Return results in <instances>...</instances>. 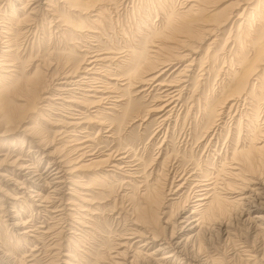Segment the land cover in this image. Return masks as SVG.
I'll return each mask as SVG.
<instances>
[{"label": "rangeland", "instance_id": "374dc122", "mask_svg": "<svg viewBox=\"0 0 264 264\" xmlns=\"http://www.w3.org/2000/svg\"><path fill=\"white\" fill-rule=\"evenodd\" d=\"M126 1H121L119 5L117 3L113 4L109 1L110 4L109 2L106 4V7L109 9L107 18H105L106 20H104L102 25L100 24L98 28H96V24H93V20L88 17V15L94 14L96 11H87L88 13L83 11V15L79 14V12L72 11L70 17L63 19L61 16L50 14V11H47L48 6L46 5V0H39L34 3L33 5L39 4L38 15L35 17V20L37 19L35 28L32 25L34 33L32 32L30 34L31 37L29 36L28 40L20 38L21 40L19 39L15 43L17 63L19 66V74H17V77H19L21 81L25 80L33 73L36 65H38L39 70L43 74L42 76L45 83L49 84L48 79L50 78V75L56 70L60 71V69L67 63L70 65L75 64L79 61L80 54H86L83 58H88L93 54H97L99 51L102 53L103 57L107 56V54L109 55V53H111L109 55L111 57L115 55L118 57V54L121 56L124 55L125 48L140 49L144 47V45H149L151 43L150 39L155 36L153 32L158 31L161 28L162 21L165 20V13L184 11L190 4H198L200 12L198 17L201 15V18L203 17L205 20L209 19L208 21L206 20V23H208L207 26L210 28H213L214 26L216 27L220 20L229 13L230 10L235 11L233 16L227 21V24L225 23L222 26L217 27V29H213L214 31L212 32V35H205L206 39L201 41V43L198 42L191 44V46L196 45L193 48V54L191 52V56L187 57L188 59L185 57L180 61H173L171 65L161 71L162 73L160 72L156 80L151 81L152 83H136V85L134 84L132 87H128L126 84L124 85L126 80H122L123 78L121 79L122 76L120 75H122L121 73H125V66H116L115 63H117V61L114 57L112 58V61L107 58V60L99 61L98 64L96 63L97 65H94V69L92 68L95 73L92 75L94 80L90 78V75L86 74L87 84H84V86L86 85L84 88L101 89L105 91L103 95L110 99H105L104 102L107 101V103H102L101 106H98L100 109L102 108V113L105 115L103 119H101L105 120V124L100 125L97 123L98 120H100L99 116L94 118V120L91 119V121L94 122L89 120L88 117L95 115V109L97 108L89 106L82 107L81 116L84 117L83 119L85 121H88L82 124L83 127H86V132L80 133L79 130H77L75 133L69 134H74L79 141L84 140V138H89L94 155L103 158L107 156V154H112L113 162H115V164L117 163V167L119 166L116 169L113 168V170L118 173H111L113 176H110L107 174L108 172H106V170L111 169V167L103 165L101 166L102 168H99L100 170L97 174H105L106 180H103L105 183L99 182L102 180V177L100 176H98V181H93L92 176L94 174L89 176L91 178L83 177V179L80 180L81 183L84 182L85 185H89L91 190H93L90 195L94 197L89 196V193L82 190L80 186L76 187V184L69 181L70 179L68 180L70 174L74 173L72 171H70V174L67 172L68 174L65 176L66 178L61 177L60 180H57L62 187L60 188L59 186L56 192L52 191V188L47 186L50 184L44 185L45 187L41 186V189H43L42 192L45 195L48 194L49 202L44 204V202H37L34 201V198L29 197L31 194L29 192L33 186L39 184L43 185L44 183L42 181L48 179L50 174L53 173L54 167H52V163L54 160L60 162L57 164L64 170H68L67 168L71 165V162L64 157V148L62 147L66 144L65 140H70V138L67 137L69 134L62 132L65 128L59 120H69L68 117L72 116L78 117V108L75 107V110L61 109L60 103H62L63 100H50L52 105H54L51 109L49 108V110H40V118L36 116L37 113H40L37 107L38 100L36 98L34 100L32 99L33 96H29L30 99L27 107L11 109L14 112H20L26 108L25 112L26 115H28V118L25 119V124H22L17 130H9L6 136H0V163L2 164L0 166V173L4 172L6 175L4 177L0 176V264H113L115 260L116 262L114 264H117V262L118 264H132L129 263L131 261H133L134 264H157L155 259L163 257L164 253L169 250H160V252H156L155 250L163 243V240L168 241L172 230L171 223L177 219L179 213L181 212L180 214L182 216L193 215L192 218L195 219L199 216L196 215L197 213H192L193 209H195L192 206L197 205L193 204L196 199V197L193 198L196 190L193 189L194 183H191L193 182V178L195 177L197 179L198 177L196 175H198L201 170H204L210 175V178L207 181L201 179L205 180V182L201 183H211L207 188L216 185L217 190H220V184L225 180L224 172L221 171L219 166L229 159L231 155V144H234L235 136L238 134L237 130H234L235 124L241 119L242 127L245 129L247 124L246 119L251 114V110L249 111V100L247 101V99L245 100V97L243 98L245 95L242 94L238 96L237 93V95H235V92H232L234 93V97H230L229 94L231 92L229 90V81L231 80L230 72L238 67L237 63H235L236 57H234V52H237L241 48L242 44L239 41H241V39L243 40L246 29L249 30L250 27H243L242 19L244 18L243 13L247 10L249 5L245 4V1H242L243 3H241L240 8L236 9L238 5L236 3L238 0H218L217 2H215L216 0H197L199 1L198 3L191 0ZM233 4L235 5L233 6ZM252 4H255L254 0ZM252 4L250 7H253ZM59 5L60 7L64 6L63 4ZM115 5L116 8H114ZM18 6H20V1L15 0V9L18 8ZM63 9L64 12L67 10V8ZM6 10H8V8H6ZM19 11L20 10L17 12ZM41 11L43 13H39ZM209 12H214L215 14L213 13L212 16L208 17L207 14H210ZM79 16L86 18V20L90 19V21H87V28L90 27L88 30L92 31L89 32L85 30L84 28L86 27H83V30H81L82 28H75L76 25L81 26L86 24L82 20H79ZM93 18L96 17H92V19ZM57 19L61 21H58ZM63 20L67 21L62 22ZM62 23L64 24L61 25ZM240 23L242 24L238 27V24ZM71 27H74L75 29ZM77 29L81 30V32L76 31ZM195 34L193 35L200 37ZM90 36L94 37V40ZM197 37L193 38L196 39ZM191 46H183V48L181 47L179 49H181V52L183 51L182 53H189V50H191L190 48H192ZM188 47L190 48L187 49ZM244 49L247 51L245 55L247 57L250 56L251 59L252 51L249 50V46L244 44L243 50ZM206 53L207 55H205ZM190 58H194V60L190 62ZM233 58L234 60L231 61ZM189 62L190 66L185 68V74L184 72L182 73L180 83H178V85L183 86V90L180 93L181 96L177 95V97L179 96V99H176L177 102L175 107H173L174 109L163 116V112H159L156 109H158V106L162 103V98L165 92L174 89L172 86L164 85V83L166 84L176 77L178 75L176 72L178 73V70H181ZM262 67L263 64L258 67L257 73H261ZM118 69H120V71ZM99 71L100 73H98ZM115 72L119 73V76L115 75ZM106 75L110 78H104ZM112 77H115L116 79L113 80ZM58 81L59 80L53 81L54 86L49 85L53 88L48 86L47 89L50 88L49 92L56 93L55 88H57V86L55 84L58 83ZM100 81L106 82L107 85ZM250 82L252 87V83L255 82L254 77L250 79ZM158 83H163V85H158ZM101 84L108 86V88L102 87ZM41 85H43V82ZM226 85L228 86L225 88ZM109 86H111V88H109ZM62 88L64 87L62 86ZM65 89H70L71 91L73 87L65 85ZM109 89L112 90L109 91ZM37 91L40 93L39 89ZM71 92H74L75 94L72 93V95H76L77 97H79L80 94L82 95V93H88L90 95L94 94L92 92L84 93V91L79 89H73ZM3 93L4 94L0 95L1 102L7 103V105L13 104V101L23 103L22 101H16L14 97H18L19 93H16L15 91L6 90ZM69 94L64 93L63 96H68ZM222 97L229 98L223 99ZM68 98H65L64 100H68ZM221 98L223 100L220 101ZM232 102H234L232 106H229ZM34 103L36 104L35 109H33L35 106ZM111 103L115 104V107L112 105V108H106L107 106L110 107ZM220 104H223L222 107ZM212 106H216L215 108L217 109L214 118L215 121L213 122L214 126L206 133L205 113L206 110H209ZM72 109H74V106ZM149 109L151 110L150 112ZM92 110H94V112ZM246 111H248V113ZM263 111L264 104L258 111L260 121L257 123V125H259H256L262 130L264 129ZM162 118L164 119L162 120ZM35 123V126L37 127L36 130L39 132H36L35 134L32 132L29 133L30 131H28V127H31L32 125L34 126ZM25 126H27L28 129H25L26 132L23 129ZM2 130L4 129L0 127V133H2ZM69 130L72 129L69 128ZM27 132L28 134H26ZM112 132L114 133L112 134ZM245 133L246 131H242L240 135L243 140L242 145L248 142L247 139H243ZM87 134L88 137H83ZM231 138H233V141H231ZM41 139L44 140L41 142ZM48 151H54L56 153L55 155L48 156ZM76 155L78 154H73L71 156L75 157ZM14 159H17V161L19 160L20 163L23 162L24 164H8ZM163 160L167 164L163 169H160L159 167ZM49 161H51V164ZM197 167L200 170L197 169ZM129 171L135 172L131 178H135V181L133 182H135L137 186L128 182L131 180L130 177H125L126 172ZM191 173H194L193 177H189ZM258 173H262L259 178L261 177L260 180H262V183L264 184V161L263 164L259 165ZM214 177L216 178L214 181L216 184L212 185ZM121 178L123 180H120ZM63 179L64 183H61ZM73 179L76 180L75 177ZM189 179L191 182L187 181ZM181 181H183V183ZM57 182L52 181L51 186L52 184H58ZM157 183L161 186L165 183V190H168L170 187L173 191L177 188V184L179 183H182L181 185L183 187H181L176 194L168 195L167 198L162 200L163 204L160 207V213L158 214L159 219L155 226L164 227V229H159L161 234L159 233V238L157 237L158 240L150 241L148 238L138 237L136 234H132L135 232L134 229H137L140 232L143 230L140 226H136V224L134 225L135 221L133 220L135 215L133 216V213L136 212H133V210H135V208L141 203L139 191H143L146 186L152 189L158 185ZM72 188L76 192H73ZM190 188H192V190ZM203 189L205 188L203 187ZM152 191L154 192L155 190ZM77 192L87 193L88 196L86 195L85 197L91 199V202H88L90 210L94 212L97 211L96 214L93 215L95 222L93 228H89L86 226V223L81 222L83 219L80 217L81 211L78 209L80 208L79 205L82 203L77 199L79 198L76 195L78 194ZM200 192L203 193V191ZM254 196L255 195L253 194L254 201H252L248 213H250L251 217H256L257 215L264 216V201L261 198L258 200ZM11 197H18L19 200L13 204L12 202H14V199ZM184 198H187V202ZM69 200H73V202ZM164 200L167 201L165 202ZM21 201L32 206L26 208L24 206L25 204L21 203ZM65 201H68L69 203H66ZM173 203L174 205H172ZM35 204H41L42 206L47 207H38ZM77 204L78 206H76ZM246 207L247 206H244V208ZM180 209L184 210L180 211ZM222 213L215 215L217 218L210 217L209 219H204L202 221V228L199 231L200 233L198 232L199 234L197 233L199 227L195 230L190 229L191 225L195 224H189L191 217L184 218L182 222H180V219H177L174 229V241H180L183 246L180 245L181 248H183V250L181 249L180 251L184 253L180 258L183 256L186 257L180 260L181 262L185 259L188 262H191L190 264H194L195 261L201 262V259L204 258V254L198 252L199 245L200 247H203L204 245L205 250L207 252L209 251L208 253L210 255L219 254L218 256L221 258L223 256L224 259H222L224 264H245L246 262H244V260L248 259V253H244V255L242 254L241 256L239 253L240 250L246 246V243L248 247L247 249L253 250L254 254H256L255 252L257 251H260L257 248L263 243L260 241L262 240V236L256 238L257 242L252 248L250 246L252 240L255 239L254 233L257 231L254 227V222L250 221V223L246 221L248 213L239 216L240 213L237 210L235 211V208L232 205H224V211ZM170 215L171 217L169 218ZM87 216L89 217V215ZM78 217H80V219ZM222 218L226 219L228 222L231 221V223L227 222V227H230L229 231L232 232H230L231 240L229 242L225 240V235L221 236L216 231L217 222L220 219L222 220ZM167 219L171 220V223L168 222L165 224L164 222ZM15 223L19 225L16 226ZM22 223H25V226L23 225L22 227ZM140 225L145 226L142 223H140ZM247 227L249 229H247ZM25 230L28 231V234H21V231L23 232ZM143 232H145V230H143ZM148 235L151 234L145 233V237ZM188 236H192V238L190 237L186 242L185 239ZM217 237H219V239ZM146 239L149 241H145ZM146 242L148 245H146ZM122 243L123 245H120ZM118 252H121L122 254L119 255ZM147 254H151L152 257H149ZM167 260L166 263L159 262L158 264H181L178 263L180 262L179 260H175L174 258Z\"/></svg>", "mask_w": 264, "mask_h": 264}, {"label": "bare ground", "instance_id": "6f19581e", "mask_svg": "<svg viewBox=\"0 0 264 264\" xmlns=\"http://www.w3.org/2000/svg\"><path fill=\"white\" fill-rule=\"evenodd\" d=\"M18 1H20V6H18V8L15 9V0H12V1L11 0H0V3H1L0 4V80H1V83H0V95L4 94L3 92H5L6 90L15 91L16 93H19L18 97H16V96L14 97L16 99V101L18 100V101H22L23 102V103H17L15 101H13L12 102L13 104L7 105V103H4V102L0 101V127L4 129V130H2V133H0V136H2V137L6 136V134H8L7 132L9 130H11V131L14 130V129L17 130L19 127L22 126V124H25L24 123L25 119L28 118V115H26V112H25L26 108L24 110H21L20 112H14L11 109H14V108H17V107H27L28 101L30 99L29 96L30 97L33 96L32 99L35 100V98H36L38 100L37 107L39 109V112H40V110L41 111H45V110H49V108L51 109L54 104L52 105L50 100L53 101L55 99L63 100V102H62L63 104L60 103V108L61 109L75 110V107L78 108V110L76 109L79 112L77 114L78 117L77 116H72V117H68L69 120H65V119H63V120L60 119L59 120V121H61V124L65 128V129L62 128V129H64L62 132L65 133V134L75 133L77 130H79L80 133H85L86 132L85 131L86 127H83L82 124H84L85 122H88V121H85L83 119L84 117L81 116V114H82L81 108L82 107L89 106V107L97 108V109H95V112H96L95 115H93V116L91 115V117H88V118L91 121V119L94 120V118L99 116L100 120H98V122L97 121L96 122L98 124H100V125L105 124V120H101L105 116L102 113L103 110H102V108L100 109L98 107V106H101L102 103H107V101L104 102L105 99H109V98H106L103 95L105 93V91H103L101 89L97 90L96 88H91V89L90 88H88V89L84 88L86 86V85L84 86V84L86 83V79H87V75L86 74L90 75L91 76L90 78L93 79L92 75L95 74V73H94V70H92V68L94 69V65L96 63L98 64L99 61H105V60H107V58L112 61V58L114 57V59H116V61H117V63H115L116 66H120V65L125 66V68H124L125 69V73H121L122 75H120V76H122L121 79L123 78L122 80H126V83H124V85L126 84L128 87H130V86L132 87L134 84L136 85V83L148 84L149 82H151L153 80H156V78H157V76H159L160 72L163 71L165 68H167L169 65H171L173 61H176V60L180 61V60L184 59L185 57L187 58V57L191 56L190 53L192 52V54H193V50H194L193 48L196 45V44L195 45L193 44L194 46H191V44L192 43H198V42L201 43V41L206 39L205 35L211 36L212 32L215 29H217V27L222 26L225 23L227 24V21L233 16L234 11H235V10H230V12L227 13L220 20L219 23L217 22L218 25L216 27L212 26L213 28H210L209 26H207L208 25V23H206L207 19L205 20L203 17L201 18L200 17L201 15L198 17V14L200 13L199 9H198V7H199L198 4H190L189 7L186 10H184V11L165 13L166 14L165 20L162 19L163 21L161 23V28L158 31L153 32V34H155V36H154V38L150 39L151 43L149 45L148 44L144 45V47H142L140 49H134V48L133 49H128V48H125L124 55L121 56L120 54H118V57H117V55H115V56L112 55L113 57H111V56H109L111 53H109V55L107 54V56H105L106 57L105 58V57L102 56V53H100L99 51L98 52L96 51L97 54H93V55L89 56L88 58L87 57L83 58V57L86 56V54H82V55L80 54L79 55V57H80L79 61H77L75 64H71V65L69 63H67V64H65L64 67L61 68L62 70L61 69H60V71L56 70L52 75H50V78L48 79L49 84H46L45 80H44V78L42 76L43 74L39 70L38 65H36L35 70L33 71V73L29 77H27L25 80L21 81L20 78L17 77V74H19L18 73L19 66H18V63H17V52H16L15 43L20 38H25L26 40L29 39L30 34L33 32L32 25L34 26V28L36 26V20L37 19L35 20V17L38 15V7H39V4L33 5L34 3L38 2L39 0H24V1L18 0ZM109 1L112 2L113 4L117 3L119 5V3L121 1H126V0H46V5L48 6V10L47 11H50L49 12L50 14H53V15H56V16H61V18H63V19L67 18V17H70L71 16L70 13L72 11L79 12V14H82L83 11H85V13H88L89 11H96V12H94V14L88 15V17L91 18V20H93L92 21L93 24L94 25L96 24L95 26H96V28H98L100 26V24L102 25V22H104V20H106L105 18H107V14L109 13V9L106 7V4H108ZM187 1H189V0H187ZM191 1L197 2V3L199 2L197 0H191ZM217 1L218 0H216L215 2H217ZM242 1H245L244 3L249 5L247 10L243 13V16H244V18H242L243 19V27H245V26L246 27L250 26V27H249V30L246 29V32H245L243 40L241 39V41H239L242 44V46H241L242 49L239 47L240 49L237 52H234L235 53L234 57H236L235 58V61H236L235 63H237L238 67L236 66L237 68H235L232 72H230L231 73L230 74L231 75V80L229 81V85H230V89L229 90L231 92L229 94H230V97H234L233 96L234 93H232V92H235V95L238 94V96L242 95V94L245 95V96H243V98L245 97V100L246 99H247V101L249 100L248 101L249 105H250L249 111L251 110V112H250L251 114H250L249 117L247 116L248 118L246 119L247 124H246V128L245 129H243V127H242L243 125L241 123V119H239V121L236 120L237 122L235 124L234 130L235 131L237 130L238 134H236V136H235L234 144H231L232 145L231 146V155H230L229 159H227L229 161L226 160V161H224L221 164L222 167L219 166L221 168V171L224 172V175H225L224 182H222L220 184L221 185L220 186V190L216 189L217 186L215 185L216 183L214 182L216 180L215 177L212 180L213 182L211 181L212 185H215V186H213V187L211 186V188H207V186H209L211 183L210 184L201 183V182H205V180L207 181L210 178L209 177L210 175L208 173H206L204 170H201L198 173V175H196L198 177L197 179L195 177H194L195 179L193 178V182H191L190 179L187 180V181H190L191 183H194L193 189H196V190L194 192V197L193 198L196 197V199L194 200L193 204H197V205H193L192 206L193 208H195V209H193L192 213H195V214L197 213L196 215H199V216H198V218L195 219V218H192L193 215L182 216L180 214L181 212L179 213L178 216L177 215L176 216H177V219H180V222H182L184 218L186 219V217H188V218L191 217V219H190L191 221H190L189 224H192V223H195V224H192L190 229L195 230L197 227H199L197 233L202 228V221L204 219H209L210 217L211 218L212 217H216L217 218V216H215V215H217L218 213H222L224 211V205H226V206L227 205L234 206L235 211L237 210L240 213L239 214V216H240V215H244V213H248L250 211L252 201H254L253 194L255 195L254 197H256V199L259 200V198H261L264 201V184L262 183V180H260L261 177L259 178V176H261L260 174H262V173H258L259 165L263 164V161H264L263 160L264 159V129L262 130V129H260V127H257L259 125V124L257 125V123L260 121V119H259L260 115H259L258 111H259L260 108H262V106L264 104V102H263L264 101V0H254L255 4H252L253 0H238V2L236 1L237 2L236 4H238L236 9L240 8L241 3H243ZM110 2H109V4H110ZM59 4H61V5L63 4L64 6L60 7ZM251 4L253 5V7H250ZM234 5L235 4H233V6ZM6 8H8V10H6ZM63 8H67V10L64 12ZM114 8H116V5L114 6ZM17 9L20 10V11L17 12L18 11ZM202 10H203V8H202ZM202 10H200V11H202ZM39 13H43V12L41 11ZM213 13L214 12H212L210 14H207L208 17L212 16ZM45 14H46V12H45ZM67 14H68V16H67ZM237 15H240V14H237ZM41 17H43V16H41ZM92 17H96V18L92 19ZM78 18H79V20H82L86 24L81 25V26L80 25H76L75 28H82L81 30H83V27H86L84 29L89 31L88 29L90 27L87 28V26H88L87 21L88 20L90 21V19L87 18L88 20H86V18L81 17V16H79ZM58 21H61V20H58ZM65 21H67V20H63L62 22H65ZM68 23H70V22H68ZM63 24L64 23H62L61 25H63ZM241 24L242 23L238 24V27ZM69 26H70V24H69ZM71 26H73V25H71ZM71 28H74V27H71ZM81 30L77 29L76 31H80L81 32ZM90 31H92V30H90ZM195 31H197V32H195ZM73 32H75V31H73ZM80 32H79V34H80ZM94 32H95V30H94ZM81 34H84V33H81ZM193 34L199 35L200 37L194 36ZM87 37H89V36H87ZM193 37H197V38L194 39ZM91 38H93V40H94V37H91ZM162 39H163V41H162ZM170 43H172V44H170ZM244 44L248 45L249 46V50L252 51L251 52L252 53V55H251L252 58L251 59H250V56L247 57L245 55L247 53V51L245 49L243 50V45ZM188 45H190L192 47V48H190V47L187 48V49H189V48L191 49V50H189L190 52L189 53H182L183 51L181 52V49H179V48H181V47L183 48V46H188ZM101 50H104V49H101ZM197 50H196V52H197ZM104 51H106V50H104ZM90 52H92V51H90ZM87 53H88V51H87ZM205 55H207V53ZM190 59H191L190 62H192L194 60V58H190ZM233 60H234V58L231 61H233ZM190 62L188 64H186L185 67H183L181 70L179 69L178 73L176 72V74H178V75L177 76L175 75L176 77L171 79L168 83L165 84L163 82L164 85L172 86L174 88L173 90L165 92V94L163 95V98H162L163 99L162 103H160V105L158 106V109H156L159 112L162 111L163 112V116H165L168 112H170L172 109H174L173 107H175L176 102L179 99V96L177 97V95H180V93L183 90L182 89L183 86L178 85V83H180V79H181L182 73L185 71V68L190 66ZM202 62H203V60H202ZM262 64H263V67L261 69V73H257L258 67L260 65H262ZM109 69H106V70H109ZM118 70L120 71V69H118ZM98 73H100V71ZM114 74L119 76V73H117V72H115ZM184 74H185V72H184ZM253 77H254V81L255 82L252 83V87H251L250 79H252ZM104 78H110V77H107V75H106V77H104ZM112 79L115 80L116 78L112 77ZM54 80H59L60 82L58 81V83L55 84L57 86V88H55L56 93L55 92L51 93V92H49V90H50V88H53V87L52 86L50 87L49 85H53L54 86V84H53ZM109 81H111V80H109ZM42 82H43V85H41ZM100 82H103V81H100ZM103 83H105L107 85L106 82H103ZM163 83H158V85H163ZM65 85L73 87L74 90L75 89H79V90L84 91V93L85 92H89V93L92 92L94 94L90 95L88 93L87 94H83L82 93V95L80 94L79 97H77L76 95H72V93H74L75 91L71 92L73 89L71 91H70V89H65ZM101 85L104 88H108V86H104V84H101ZM48 86L50 87L49 89H47ZM62 86L64 88H62ZM227 86L228 85H226L225 88ZM109 88H111V86H109ZM38 89L40 90V93H38V91H37ZM111 90L112 89H109V91H111ZM226 90H228V89H226ZM221 91H222V89H221ZM64 93H67V94L70 93V94L68 96H63ZM160 97H162V96H160ZM65 98H68V100H64ZM222 98L220 99V101L223 100L224 98L227 99L229 97H227V98L224 97L223 99ZM8 100H9V98H8ZM239 100H240V98H239ZM232 101H234V100H232ZM225 102H226V100H225ZM223 103H224V101H223ZM233 103L234 102H232L229 106H232ZM34 105L35 106L33 107V109L36 108V104L35 103H34ZM112 105H113V107H115V104L111 103L110 107L107 106L106 108H112L111 107ZM220 105L222 107L223 104H220ZM73 106H74V109H72ZM215 107L216 106H212L209 110L208 109L206 110V113L204 112L205 116H206V124H205V132L206 133L211 128H213V126H214L213 122L215 121L214 118L216 116V110H217ZM92 111L94 112V110H92ZM150 111L151 110L149 109V112ZM246 112L248 113V111H246ZM71 115H73V114H71ZM36 116L40 117L41 116V112L37 113ZM263 116H264V114H263ZM163 119L164 118H162V120ZM32 120H36V119H32ZM91 122H94V121H91ZM35 125H36V123L34 124V126L32 125L31 127H28L29 130L27 129V126L23 127V129H24V131H25V129H27L28 131H30L29 133L32 132V133L35 134L36 132H39V131L36 130L37 127ZM90 125H91V123H90ZM110 126H111V124H110ZM69 128H71L72 130H69ZM21 131H23V130H21ZM242 131H246V133L244 135L245 137H243V139H247L248 140L247 143H245V144L243 143L244 145H242V141L243 140L241 139L242 136H240ZM113 133L114 132H112V134ZM26 134H28V132ZM58 134H60V133H58ZM234 135H235V133H234ZM67 137H69L70 140H68V141L65 140L66 144H64L62 146L64 149L63 148H61V149H63V152H64L63 155L66 158V160L71 162V165L68 168L66 167L68 170H64V169L61 168L60 165L57 164V163H60V162H57V161H55L53 159L54 162L52 163L53 164L52 167H54V168H53V173L50 174V177L48 179H44L42 181L44 183L43 185L38 183L39 185L33 186V188L31 187L32 188L31 190L29 189L30 190L29 193H31L29 197L30 198L31 197L34 198V201L44 202V204L49 202L48 201L49 196H48V194L45 195L42 192L43 189H41V186H44L46 184H50V185H47V186L52 188V191L56 192L58 190V187L60 186V184L57 182V180H60L61 177L66 178L65 176L68 173L70 174V171H72L74 173L70 174L68 180L70 179L69 181H72L74 184H76V187L80 186L82 188V190L87 191L89 193V196H92L90 194H91V191H93V190H91L89 185H85L84 182L83 183L80 182V180H82L83 177L88 178L90 175L94 174L92 176L93 177L92 178L93 181H95V180L98 181V176H100V177H102V180L99 181V182H104L103 180H106L105 174H102V175L97 174L99 172V170H100L99 168H102L101 166H103V165L111 167V169L106 170V172H108L107 174H109L110 176H113V174H111V173H117V172H115V170H113V168L116 169L119 166L117 167V163L115 164V162H113L112 154H107V156H105L103 158L99 157L98 155L96 156L92 152L93 148H92L91 143L89 142L90 141L89 138H84V140H80L79 141V139H77V137L74 134L73 135L69 134ZM83 137H88V134L83 136ZM43 140L44 139H41L40 141L42 142ZM231 141H233V138H231ZM67 144H69V145H67ZM55 153L56 152L51 151V152L48 153V156L55 155ZM73 154H78V155H76L75 157H72L71 155H73ZM63 160H65V159H63ZM72 162H74V163H72ZM15 163H17L16 165H21V163H23V162L20 163L19 160L17 161V159H14V160H11L8 164H15ZM49 163L51 164V161H49ZM166 164L167 163L163 160L161 162L160 167L159 166L158 167L160 169L161 168L163 169V167L166 166ZM1 165L2 164L0 163V166ZM125 169H127V168H125ZM197 169H199V168L197 167ZM121 172H122V170H121ZM215 172H217V171H215ZM133 173H135V172L134 171L126 172V176L125 177H128V178L130 177L131 178V177H133ZM193 174L194 173H191V175L189 177H193ZM0 176L4 177L6 175L4 174V172L3 173L1 172ZM74 177L76 178V180L73 179ZM176 177H177V175H176ZM89 178H91V177H89ZM184 178H185V176H184ZM217 178H218V176H217ZM37 179H39V178H37ZM123 179H124V177H123ZM123 179L121 178L120 180H123ZM178 179H181V178H178ZM201 179H205V180H201ZM52 181H54V182L56 181L58 184H54V185L52 184V186H51V182ZM133 181H135V178H131V180H129L128 182H131V183H133V185L137 186L135 184V182H133ZM156 181H157V179H156ZM62 182L64 183V179L61 181V183ZM181 182L183 183V181H181ZM165 183L163 184V186H161L160 184L157 183L158 185L153 187L152 189H150V187L146 186L143 189V191H139V196L141 198V203L135 208V210H133V212H136V213H133V216L135 215L133 221H135L134 225L136 224V226H140V228L145 230V232H143V230H142V232H140L137 229H134V231L136 233L135 232H133V233L131 232L132 234H136V236H138V237L148 238V239H150V241L158 240L159 233H160L159 229L160 228H161V230L164 229V227H156L155 226V224L157 223V221L159 219L158 214L160 213V207L163 204L162 200L167 198L168 195L176 194V192L181 187H183L181 185L182 183H179V184H177V188L175 190L172 191V189L170 187H169L168 190H165ZM171 183H173V182H171ZM22 185H23V183H22ZM61 187L62 186H60V188ZM191 187H192V185H191ZM203 187L205 189H203ZM190 189L192 190V188H190ZM197 189H198V192H197ZM152 190H155V191L153 192ZM72 191L76 192L73 188H72ZM200 191H203V193H201ZM23 193H24V191H23ZM69 193H72V192H69ZM232 194H234V195H232ZM76 195L79 197L77 199H79L81 201V203H82V204L79 205L80 208L78 209V210L81 211V213L79 212L81 215L80 214L79 215L83 219L81 222L82 223H86L87 227L93 228V225L95 223L93 215H95L97 211L94 212V211L90 210L88 202H91V199L85 197L86 195L88 196L87 193H81L80 192V193H78ZM14 196H15V194H14ZM92 197H94V196H92ZM11 198L14 199V202H12L13 204H15L19 200L18 197H16V198L11 197ZM186 199L187 198H184L185 201H186ZM73 200H69V201L73 202ZM188 202H189V198H188ZM21 203L25 204L24 201H21ZM258 203H259V201H258ZM41 204H37V205L35 204V205L38 206V207H43V208L47 207V206H42ZM175 204H176V202H175ZM172 205H174V203ZM185 205H189V204H185ZM24 206L27 208L28 206L31 207L32 205H29L28 203H26ZM76 206H78V204ZM244 206H247V207L244 208ZM183 210L180 209V211H183ZM87 215H89V217ZM80 217H78V218L80 219ZM87 217H88V219H87ZM170 217H171V215L169 216V218ZM224 218H222V220L221 219L218 220L217 226H216L217 230H216V228H215V230L221 236L225 235V240L227 242H229L231 240V236L230 235H231L232 232L229 231L230 227L228 228L227 226H228V223H231V221L228 222ZM177 219L175 221H173L172 223L170 222L171 220H169V219H167L164 222L165 224H167L168 222L171 223V226H172L171 234L169 236L168 241L163 240V243L160 244L159 247L155 251L156 252H160V250L164 251L166 249H168L169 251H166L164 253L163 257L155 259L157 264L159 262L160 263H166V260L167 259L170 260L171 258L172 259L174 258L175 260H179V261L182 260L183 258H186L184 256L180 258V256L184 254V253H182L180 251L181 249L183 250V248H181V246H182L181 242L180 241H174V238H175L174 237V233H175L174 229H175V223L177 222ZM246 221L254 222V227L256 228V231H257L256 233H254L255 239L252 240V244H250L251 248L256 244V242H257L256 238L258 236L259 237L262 236L261 237L262 240H260V241H262L263 243L260 244L259 248H257L255 246L261 252L257 251V252H255L256 254H254L253 250L247 249L248 248L247 247V243L245 242L246 246H244L245 248L243 247L240 250L239 254L241 256L242 254L244 255V253H248L247 254V256H249L248 259H245V260L243 259L244 262H246L245 264H256V263L264 264V216L263 215L262 216L261 215L260 216L257 215L256 217H251L250 213H248L247 217H246ZM16 223H15L16 226L19 225V224H16ZM29 223H30V221H29ZM140 223H142L145 226L140 225ZM23 225L25 226V223L21 224L22 227H23ZM28 227H29V225H28ZM248 227H247V229H249ZM145 233H149L151 235H148V236L145 237ZM21 234H26L27 235L28 231L27 230H25L23 232L21 231ZM190 237L192 238V236L186 237V239H185L186 242H187V240L190 239ZM219 237H217V238L219 239ZM145 241H149V240L146 239ZM236 244H238V243H236ZM120 245H123V243L120 244ZM146 245H148L147 242H146ZM238 249H240V248H238ZM198 252L203 253L204 254V258L201 259L202 260L201 262L195 261L194 264H224L223 263V259H224L223 256H222V258H223L222 259L220 256H218L219 254H216V255L215 254H211L210 255L208 253L209 251L207 252L205 250L204 245H203V247L202 246L200 247V245L198 246ZM118 253H119V255L122 254L121 252H118ZM138 253H140V252H138ZM46 255H47V253H46ZM148 256L152 257L151 254H149ZM107 259H108V257H107ZM115 262H116V260H115ZM115 262H113V264ZM52 263H54V262H52ZM129 263L134 264L133 261H131ZM178 263L190 264L191 262H188L185 259L184 261H182V262L180 261ZM117 264H118V262H117Z\"/></svg>", "mask_w": 264, "mask_h": 264}]
</instances>
